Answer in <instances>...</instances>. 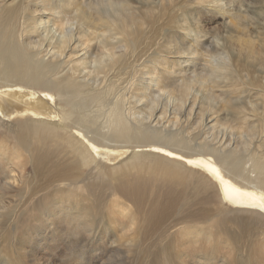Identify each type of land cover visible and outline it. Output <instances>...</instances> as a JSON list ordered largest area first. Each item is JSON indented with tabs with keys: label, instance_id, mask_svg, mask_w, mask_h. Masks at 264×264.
<instances>
[{
	"label": "bare ground",
	"instance_id": "6f19581e",
	"mask_svg": "<svg viewBox=\"0 0 264 264\" xmlns=\"http://www.w3.org/2000/svg\"><path fill=\"white\" fill-rule=\"evenodd\" d=\"M183 1L192 11L228 7V12L235 1L242 2ZM141 4L0 0V163L7 164L1 181L18 187L25 165L42 169L47 186L65 189L47 216L67 209L58 217L91 228L95 212H105L102 216L116 227L129 224L117 243L134 242L138 224L145 232L161 227L178 206L174 220L183 225L171 234L178 233L183 248L215 242L222 247L228 243L225 224L246 227L243 214L260 229L259 253H264V137L257 139L264 136V106L260 112L252 105L251 114L243 112L230 125L233 138L212 143L195 133L219 124L213 106L203 100L230 101L227 92L212 91L220 74L241 86H255L263 102L264 83L238 77L240 70L231 69L221 44L203 42L204 33L191 26L198 17L180 12L181 5L175 9L172 37L140 61L134 37L146 32L158 14ZM244 19L234 23L242 26ZM206 43L211 67L198 71L195 59L202 57ZM194 84L200 95L192 92ZM96 186L105 192L97 194ZM99 203L107 207L102 213L96 211ZM190 253L204 260L213 255Z\"/></svg>",
	"mask_w": 264,
	"mask_h": 264
},
{
	"label": "rangeland",
	"instance_id": "374dc122",
	"mask_svg": "<svg viewBox=\"0 0 264 264\" xmlns=\"http://www.w3.org/2000/svg\"><path fill=\"white\" fill-rule=\"evenodd\" d=\"M140 1L142 2L140 7L144 5L143 9L148 4L153 10L158 11L152 21H149L148 28H150L145 29L146 32L144 33H137L134 37V39L136 38V50L139 52L138 57L142 56L140 61L146 60L149 53H154L158 43L164 45L172 37L175 30L174 16L177 14L175 9L181 5L179 7L180 12L184 11L189 16L198 17L199 23L191 26L195 31L200 29L204 33L203 35L199 33L202 38L206 37V40H202L203 42L212 40L215 44L212 47H215L217 43L221 44L220 46L229 56L228 63L231 69L240 70L237 71L238 77L246 81L252 76L264 83V0H242L241 3L235 1L230 12L227 10L228 7L221 10L207 7L206 9L192 11L185 5L187 3L183 4L184 1L181 4V0ZM242 16L246 18L242 20V26L236 25L234 22ZM242 31H245V33L242 34ZM147 33H151L150 36ZM177 34L182 35L180 30ZM182 39L184 40V37ZM180 43L182 44L183 41H180ZM208 43L201 49L202 57L195 59V67L198 71L209 70L211 67V63H206L209 61V58L205 55V47ZM212 47L211 50L213 51L215 48ZM193 48H198V45H193ZM168 56L180 55L169 53ZM121 76H124V74H121ZM235 80L236 78L230 80L221 74L214 79L213 93L227 92L226 95L230 98V101L223 104L216 98V100H203L205 106L207 103L213 106L212 112L214 116L215 113L218 114L220 125H213V127L206 129L204 133L201 131L199 135V130L196 129L197 139L206 138L212 140V143H218L233 138L236 133L230 125L233 126L235 121L242 117L243 112L251 114L252 105H257L258 111H263L264 102L260 95L258 96L257 88L251 85L241 86ZM230 82H233L232 86L229 85ZM192 88H194L193 93L201 94L197 84H194ZM198 103L197 101L193 105L191 114L194 117L196 112H199L197 109L199 107ZM210 105L209 107H211ZM170 107L171 105L168 106V108ZM206 113L203 117L204 122L209 121ZM190 119H192L191 116ZM254 123L259 125L257 119ZM191 127L189 129L193 130L194 126ZM221 130L222 132H220ZM260 137H264L262 133L258 134L257 139H260ZM1 162L0 264H264V259H261L264 253H259L261 244L260 229H256L252 225L254 223L247 219L248 216L246 215H239L245 218L244 224L246 227L244 228L235 225L234 227L230 223L225 224L227 229L225 228L222 231L225 230L226 232L228 230L224 237L228 239V243L222 247L215 242L208 246L207 243L188 244V247L183 248L184 245L176 239L178 233L171 234L183 225L182 222L174 220L178 206L168 215L167 220L163 222L161 227L156 225L153 229L151 228V232H145V230L140 229L138 224L139 231L132 236L135 237L134 242L117 243V236L129 228L127 222H124L122 226L118 224L116 227V224L102 216L105 215V212L102 215L95 212L94 226L92 225L93 228H89L88 226H79L75 220L69 221L66 219L67 216L62 218L65 216L64 212L69 213L67 209H64L63 212L54 210L55 212L51 216H47V212L58 207L54 205L57 201L56 196L63 195L65 189L47 186L42 177L44 174L42 169H32L29 164L25 165L26 171L21 181H19L18 187H6L3 185L4 180H1L4 177L2 169L7 164H3V160ZM13 172L18 173V171ZM96 188L97 194L105 192L102 187V189H98V186ZM59 206H62V204ZM97 206L101 207L96 210L100 213L107 208L106 205H101V203ZM60 214L61 218L58 217ZM198 224L203 226L201 223ZM214 230L217 229L214 228ZM245 230L246 232H244ZM242 232H244V236ZM232 234L236 235L237 239ZM202 241V239H199L198 242ZM228 247H233V251L230 252ZM191 251L193 253L198 251L202 255H210L212 252L213 255L206 257L205 260L198 255H194L192 258L190 257L191 253L187 256ZM182 252L185 254H182Z\"/></svg>",
	"mask_w": 264,
	"mask_h": 264
},
{
	"label": "snow or ice",
	"instance_id": "6c2138e0",
	"mask_svg": "<svg viewBox=\"0 0 264 264\" xmlns=\"http://www.w3.org/2000/svg\"><path fill=\"white\" fill-rule=\"evenodd\" d=\"M169 155H171V154L169 153ZM262 206H264V205H262Z\"/></svg>",
	"mask_w": 264,
	"mask_h": 264
}]
</instances>
